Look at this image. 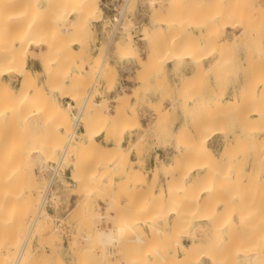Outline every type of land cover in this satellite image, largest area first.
Listing matches in <instances>:
<instances>
[{
  "label": "bare ground",
  "instance_id": "bare-ground-1",
  "mask_svg": "<svg viewBox=\"0 0 264 264\" xmlns=\"http://www.w3.org/2000/svg\"><path fill=\"white\" fill-rule=\"evenodd\" d=\"M21 1L22 0H0V76L2 77L3 87H5V90H6V92H5V90H3L4 92H3L2 98L3 97L6 98V99L3 98L4 99L3 102L6 101V103H7V109L0 112V123L2 124V122L6 121V120L14 119V116L17 113L21 112L27 106H28V108L25 109L24 111L30 110L29 107L31 106L30 113L32 112V114H29L30 116L36 115V114H43L42 116L45 115L47 118L50 119L49 120L50 123L54 122V123H52L53 125L56 123H57V125L62 124L61 123L62 121L65 122V125L66 124L68 125L67 122H69L72 119L74 120V123H73V121L72 122L70 121L71 123H73L74 126L71 125V123H70V125L73 126L74 128H73V130H72V127H71V129L68 128V131H69V129H70V131L66 132L67 133L66 134L67 141H65L66 140L65 139L64 140L65 143L62 142L61 146H63V147H60L61 153H60V155L58 154L59 156L57 155V159L53 158L55 156V154H54L55 149L54 148L57 145L59 146L61 144V141L59 142L60 144H58V143L54 144V141H56L55 140L56 138L58 139L59 137H61L60 135L57 136L58 134L56 133V132H59V131H57L59 129L56 130L55 125H54V129L50 128L53 125L52 126L50 125L49 128H48L49 125H46V127H45L43 124H45L47 119L45 120V122H43V124H40L41 128L40 127L37 128V129H39L38 131H41V130L45 131L44 129H46L47 131L49 129L54 130V131H52V133H50V130H49V132H47V134H44V136L57 134L55 137H51V139H48V137H46L47 139L46 138L43 139L42 136H41L42 138L33 139L36 141V144L34 142L35 145H33V147L31 146L32 152H34V155L38 159H40V161L42 163V165L40 166V171L49 162H57L58 166L60 165L61 168H63L62 167L63 164L66 163L65 162L66 155L69 154L68 152H71L73 150V148L76 147L75 148L76 151L73 150L75 153L74 160L72 162L74 164V168H73V170H74L73 175L74 176L71 174V180L73 183L77 182L78 184H80L79 183L80 181H81V183H84L82 180H86V179L81 178V175L84 174L83 177L85 178V175H87V180L89 181L87 183V180H86V182L84 184H89V183H92L93 185L97 184L98 182H96V181H98L99 178L101 177V175L98 174L99 169L97 168V166L102 167L103 169H104V167H106L108 165H113V167H115V168H119L120 166H123V169L125 170V166L122 164V162L119 158V156H120V154H122V152H123V154L121 156H123V158H124L125 157L124 155L126 154V158H127V159L124 158L127 161L126 165L128 166V168L126 169V174L130 170H131L130 172L133 173V170L135 168H133L131 166L132 163H131L130 156L128 155L129 153L127 154L124 151H121V148H123L124 145H122V144L121 145H115L113 147L109 146V148H107L108 146H105V148L108 152V154H107V152L105 153V155H106L105 156L103 154L104 152L102 150L101 151L98 150V149H103V146L99 142L98 135L103 134V137H107L108 135H105V131L110 130V129L111 130L113 129V131H115V132L118 131L117 133L119 134V132L122 131L119 129H123L124 126L126 127L125 124H124V126H121V124H123L125 122L124 119H126V120L128 119L129 114L127 116L124 113H122L121 111L125 112V109L123 108L124 106L125 107L126 106L131 107L133 105V103L136 102V100L138 98H140V96L142 94L139 95L137 93L136 89H131L130 92L124 91V92H121L120 94L118 93L119 95L116 96V99H115L116 103L113 104V109L115 108L116 112H120V113H116L117 115H119V118H120V116L122 117V115L126 116L125 118L122 117L123 120H121L122 118L117 119L118 118L117 116L115 118L114 116L116 114L109 112L108 114H109V116L110 115L111 116L106 117V119L107 118L108 119L103 121L101 118H102V116L104 117L105 114L103 115V114L97 113V114L102 115V116L100 117L98 115V117H96L97 115L96 116L93 115V121H94V118L96 119L93 124H95L96 126H99V124H102L100 126L107 125L108 129H106L104 132L99 131V130H98L99 132H94L95 129H93V125H92V123H91L92 121H91L89 123H91L90 126H92V127L89 126L90 128H88L87 123L85 126L88 128L87 131L85 132L86 139L85 140H83V139L78 140L77 139L80 137L82 138L81 133H84V131L77 132L76 127L79 124V122L83 120V117L86 113V110L88 109L87 106L89 104V96L91 95L92 92H90V94L88 93L89 95L88 96L86 95V97L84 99H82L83 101L81 104H79L78 106L76 105L75 100L79 99L76 91L78 90V88L81 87L82 81L87 77L91 68H89V66H90L89 64H88L89 66L84 64L85 63L84 61H86V57H84V58L80 57L79 58V55L82 52H84V50L82 51V48H80L81 49L80 52L81 51L82 52L77 55V50L79 48L75 45L79 43L78 40L81 37L79 36V38L77 37V39L75 37L77 36L76 33H78L80 28H81L82 21L80 18L84 17L85 19H82L83 21L92 22L93 20H95L97 18L99 20H101V18L104 16V15L102 16V13L105 11L103 10L102 6L99 4V0H33V2H32V0H28L27 3L25 2L26 5H25V7H23L24 9H21V7H19V5L22 6L20 4ZM30 1H31V3H28ZM130 1L131 0H126V3L124 4L123 8L120 9L121 12L119 14L114 15V18L112 19L114 21V26H115L114 31H118V32L120 31L121 33L127 32L129 27H127L123 24V17H125V12L128 8ZM179 1L180 0H148V4H149L151 9L154 10V9H157L159 6L162 7L161 12L159 11L160 13H157L156 10L154 11L158 15H160V16L162 15V16L161 17L159 16L160 22H155V20H154V21L150 22L149 25L145 24L146 26H144L142 28V31L140 32V37H139L140 39L146 38V40L149 44L148 60L149 61L152 60L151 62H153L154 59H157L155 57L158 56L157 54L160 51L163 53L162 48L164 45L161 46V49L159 48L160 47L159 45L163 42L165 37L169 36L170 41L168 40L169 38L166 41L170 42V44L165 45V47L168 46L167 47V49H168L167 54L169 53V55H170V56L168 55L170 57V59L167 62H171L173 64L174 73L176 75H178L177 76L178 80L180 79L179 83L178 82L174 83V84H176V86H179L180 84L182 85L184 82H182L181 80L185 79V81H186L187 79H189L190 76L194 75L195 72H197V73L202 72L203 73V70L205 72H208L211 69L213 71V69L216 68V66H217V68L221 69V72H223L222 70L226 69L229 66V62H230V64H232L231 61L227 62V59H226V62H223V58L224 57L226 58L225 55L227 54V50L229 49V47H231L233 45L236 46V43H238V41H239L236 38L240 37V35L243 32V30L242 31L239 30L236 33L234 32L235 35L238 36V37L234 36L235 38L232 37L233 35L231 36V39H230V36H228L229 38L227 37V35L230 31L229 28H234L237 24V23L234 24L235 20L238 19V17L236 16L237 19L236 18H235V20L233 19L234 22L231 20V16L229 15L230 10L227 6H225V7L228 9H225V7H224V9L226 11H224V9H223L222 12H221V10L219 11L220 7L212 8V10L214 9L215 12L213 11V13H212L213 15L210 16L211 18L209 20L204 18L205 15L202 16V14H200V17L201 16L203 17V18L201 17L202 18L201 20L196 18V20L193 19V21H192V19H191V22H193V24L187 25L188 21H186L187 19H185V17H184L185 15L181 11L183 9H181V7H180V9H179V7H176V9H175V6H176L175 4L178 3ZM198 1H200V0H198ZM41 2L47 4V6H37ZM193 2H194V0H193ZM197 3H199V2H197ZM232 7H230V9ZM182 8H184V7H182ZM235 8L233 7L231 10H233ZM197 9H199V7ZM216 9H218V11ZM236 9H239V10H237L239 15H240V13L243 12L242 8H236ZM236 9L234 11H236ZM97 10H99V14L96 15L97 18L94 17L95 18L94 19L93 16H95V15L93 13ZM158 10H159V8H158ZM199 10H202V11H200L202 13L206 11V9H205V11L203 9H201V7ZM212 10L208 9V14L207 13H205V14H207L208 16L211 15V14H209V12H212ZM187 12H188V8H187ZM72 13L78 14L77 15L78 18L76 16L70 18V15ZM180 13H182L184 16L181 15ZM192 13H193V11H192ZM226 13H227V15H226ZM190 14H191V12H190ZM79 15L80 16L82 15V17H80ZM189 15H187V13H186L187 17ZM228 15H229V17H228ZM159 17H157V18L155 17V18L158 19ZM181 17L182 18L184 17V19H185L184 22L187 24H185L182 20H180ZM190 17H188V19ZM194 17H195V15H194ZM161 19H162V21H161ZM177 20H180L181 23L183 22V25L185 24L184 26L182 25V29L186 32V34L184 32L185 35L183 37L181 36L182 38H180V36L178 34V33H180V30L179 29H178L179 31L177 30V28L179 26V24L177 23ZM197 20H199V21H197ZM239 20H242V19L240 18ZM104 21H105V19H104ZM108 21L111 22V20H109V16H108ZM129 21L131 23L134 22V21L132 22V20H129ZM196 22H198V24H196ZM19 23H20V25H19ZM48 23L51 24V26ZM60 23H64V24H66L64 26H68V28L67 29L65 28V29L67 31H69V35H70V31L71 32L73 31V33L76 34L74 36V39H76L77 41L74 42L73 44L70 43L71 44L70 45L66 39V42L68 43V47L70 48L69 52H72V53L76 52V53H74V55L77 56L75 60L73 58L74 62H71L70 63L71 65H66L67 63H69L68 58H67L68 55L66 56L67 62L65 59H64L65 61L61 60L62 54L64 56V52L62 49H61L62 50L61 58H57L56 56L55 57L51 56L50 51L52 52V50H51V46H49V45L48 46L50 48H48L46 50L47 51L49 50L48 54H50V55L47 54V51L44 52L43 48L38 47V50H40V52L37 50H36L37 51L36 52L32 49L33 45H37L35 42V39H37V38L41 39V37L45 35L44 33L46 32L45 30L47 28V27L44 28V26H46L45 24H47V26H49V27H51V29H53L52 24H53V26L55 25V28H56L58 24L61 25ZM181 23H180L179 28L181 27ZM240 23H241V21H240ZM126 24H127V22H126ZM16 25L18 27H16ZM132 25H134V24H132ZM175 25H177V26H175ZM236 27H242V26L240 25V26H236ZM236 27H235V29H237ZM257 27L259 29L257 30V28H256L257 31H256L255 36H254L255 37V43H254V47H253L254 50L253 51L250 50L251 52L254 53V54L252 53L253 55L251 57V60H252V67L254 66L253 69L254 68L256 69L255 70L256 72H253L255 75L252 74V77H254V76L257 77L255 81L254 80L250 81V79H248L250 82H247V81L243 80L244 78L242 76L243 75L242 73H244V72L242 70V66L244 64H242V65H240V67H241L240 70L237 71V76L235 78H233V81L231 82L232 83L231 90L224 89L225 91L221 90L219 92V90H215V87L212 88L213 86L211 87V85H210L209 89L212 88L213 91H211V92H213L215 94L210 92L212 95H209L207 97L208 94L206 93L207 95H204V96H206L205 98H199V96L193 97L195 99L199 98V101H198V99L192 100V97H191L192 102L190 103L187 101V98H188L187 96H185L186 99L183 101L179 100V98L177 96L172 98V99H168V101L169 100H172V101L171 102L169 101L170 103L168 102L167 104L164 105L163 111L165 110V112L167 111L170 115L172 114L175 117V118L173 117V119L178 120L179 117L181 116V120H182L181 124L178 127V131H177L178 133H176V139L171 141V142H166V144H164V145H166L165 148L168 149V151L170 152L169 154L171 155V159L168 161L167 160L164 161L163 159H161L162 157L160 158L159 155L156 156V158H157L156 164H154L150 169H145L146 173H142V172L140 173V170H137L138 168H136V172L137 171L138 172H137V174L135 172L134 173L138 176L140 175L141 176V177L139 176L140 178H142V176H145V178L143 177V181L138 184V188H134L133 186H131V190L129 193H131V191H132L131 195L133 194V197H134V196H136V195L138 196L140 194V193L134 194L136 192V190H137V192H138V190L143 191L144 194L141 192L142 196L144 195L143 202L139 203L138 205L136 204L137 207L134 206L135 210L130 208V203H128V205H129L128 207L131 210H134L133 214L131 213V210L129 209L127 213L124 212L125 213L124 216L121 213L123 218L118 220L119 217H117V219H116L118 221L117 224H114L113 226L111 225L107 229H100L98 231V234L96 236L98 237L97 240L100 241L101 244L100 243L99 244L102 247H105L108 245H110V246L119 245L120 246V244L122 246V244H126V243L128 244L129 243V246H128L129 249L127 247H125V245H123L126 248V251L131 250L130 247L133 248V250L131 252L135 253V255H137V256H135L133 254H132V256H134L136 258L138 256L139 257L142 256L141 258L142 259L144 258V260H143L144 264H190L191 262H195V256L194 255L196 253L198 254V252L206 253L204 255L210 260V262L212 264H237V261L240 259L245 260L248 264H264V226L255 224L256 222L260 223L262 219H260V221H259V220L255 219V217H254V215L256 216V218L258 216L257 215L258 213L256 211L258 209V206H257L258 202L257 201L259 199H257V200L255 199V201L257 202V205H256V202L254 201V199L251 201V202L254 201L255 203L253 202V205H256L253 207V209L257 208L255 211L256 213L254 212L255 214L252 212L254 210L251 211L252 208L250 206L248 208V205H247V208L250 211L248 213L254 214L253 216L252 215L250 216L247 213H245V211H246L245 209H247L245 206H244V208H241V206L240 207L237 206L238 204L236 205V207H234V208L232 207L231 210H230V208H229V210H225L224 208H226V206H227L225 204L226 200L227 199L230 200V198H231V197L228 198L229 193H231V191H229L230 185L227 186V184H226L227 182L230 181V178H228L230 176V175L228 176L229 168L227 170L228 172H226L224 170V168L220 169V170H222V171L224 170L226 172L225 174L222 175L221 174L222 171H220L221 175L218 174V175H220L218 178H220L221 180H222L221 176L224 177L223 178L224 180L221 181L222 183H220V180L216 177L215 173L210 174L208 172L210 174V176L208 175L209 177L207 178V174H206L207 168L209 169V167L216 166V164H218V163L220 165H222V162H224L223 160L227 156L226 153L230 152L231 149L227 150V148H229V145L231 144L230 143V140H231L230 134L227 131V129L224 128V126L219 127V126H216V124L214 126L213 123L210 124L212 126V128L208 129L209 132L207 134H204L205 132L202 133V131H205L204 127L201 129L202 124L211 122V120H209L211 117H213V118H211L212 120L216 117L214 119L215 120L214 123H216V119L217 118L219 119L218 115L220 113L221 114L224 113L223 117H225V119H226L229 116L227 114V112H228L227 108L230 107V106H227V103L229 101L231 102L232 105L236 104V107L238 106V108L240 109V111L239 110H237V111L240 112V117L242 118L243 122L238 124V125L235 124L236 130L235 129L234 130H235L237 142L239 141V143L236 142L237 144H234L232 147H233L234 151H235V149H234L235 145L237 146V147L235 146L236 149H238V146H239V149L241 148L240 149L241 154H240L239 158H241L242 162L245 161V163L241 169V175H240V177L239 176L238 177L240 178V183H244V182L246 184L249 183V185H250L249 188L252 191L250 190V192H249V190H248V195L254 194V196H252V197L256 198L257 196H255V195L258 192L261 193L262 190L264 191V127L263 126H262L263 128L261 127L263 130H261L259 133H258L257 129L255 128L257 126V128L260 129V127H258L259 126L258 123L261 124V122L264 121V95L262 93H261V95H255V93H256L255 90L257 89V85L264 82V76H262V75H264L263 74L264 73V70H263L264 69V44H263L264 41H263L262 35H261L262 32L260 33V31H259L262 29V27L258 26V25H257ZM260 27H261V29H260ZM194 28L198 29V30H199V28L200 29L205 28V30H202V32H200V31L198 33L195 32V35L197 36L196 41L193 40V39H195L196 36L192 35V36H194V38H193V37H191V33H190L191 32L190 30H193ZM173 29H175L174 31L177 30L178 33H174V31H172ZM242 29H245V28H242ZM61 30H59V31H61ZM66 30H65V32H66ZM54 31H56V30H54ZM232 32L233 31L231 29L230 35L232 34ZM247 32L249 33V31H247ZM49 33H52V32H49ZM49 33H47V34H49ZM61 33L63 34V31H61ZM181 33H183V32H181ZM199 33H200V38H199ZM246 33L244 34L243 37L246 36ZM52 34H54V33H52ZM112 34H114V32ZM192 34H194V33H192ZM63 35H65V33ZM71 36H73V35H71ZM45 37H47V39H48V36H45ZM56 37H57V35L54 36V39ZM110 38L113 39V37H110ZM245 38H247V37H245ZM50 39L51 38L49 37V40ZM71 39H73V38L71 37ZM71 39H70V41H71ZM39 41H38V44H39ZM132 41H133V36H131V34H127L126 42H123L124 45L122 42H121L122 44L121 43L118 44L120 41L117 39L118 43L117 42L116 43L118 44V46L121 45V47H120L121 49H119V51H120L119 52V58L134 59L133 54L136 52L135 50L137 47L133 44ZM166 41H164V42L168 43ZM82 42H81V44H82ZM46 44H47V42H46ZM53 44H54V42L51 43L50 45H53ZM60 45L65 48L64 45H62V44H60ZM205 45L207 47H209L206 50H205V47H206ZM68 47L66 46L67 49H68ZM177 47L182 48V49L178 50ZM107 48H108V46H107ZM231 49H230V53L232 52ZM64 50H66V49H64ZM53 51H55L54 48H53ZM55 52L57 53V51H55ZM72 55H70V56L72 57ZM74 55H73V57H75ZM168 56H167V58H168ZM30 57H36L39 60L40 65H41V70L39 69L40 71L33 70L32 68H30L28 66V59ZM58 57H60V56H58ZM101 57H102L101 55L100 56L94 55L92 57V62L96 63V65H94V67L92 66V69L95 73L94 75H96L97 78H101V77L106 76L105 75L106 73L104 72V65H105V63H107L106 62L107 56H104L103 58H101ZM164 57L166 59V56H164ZM209 57H211L212 60L210 62L205 61ZM162 58H163V56H162ZM143 59H142V62L140 63V59L139 58L137 59V55H136V59H134V60L138 64V69H139V66H141V65L145 66V63H144L145 60H143ZM161 60L158 59V61H161ZM247 60H249V59L247 58ZM251 60H249V62ZM240 61H241V59H240ZM156 62H157V60H156ZM246 62L248 63V61H246ZM159 63H157V64H159ZM81 64L82 65L84 64V65L82 66V68L80 70H77L76 66H78V65L81 66ZM110 64H113V63L111 62ZM152 65L153 64H151V66ZM154 65H155V63H154ZM245 66H246V64H245ZM113 67H111V68L113 69ZM252 67H250V68H252ZM142 69L144 70L145 67ZM114 70L116 71L117 69L114 68ZM188 70H189L190 74H188ZM218 70L219 69H217L215 75L217 74ZM262 70H263V72H262ZM109 71H110V69H109ZM115 71L113 72L114 75H116V73H117V72L115 73ZM214 71H215V69H214ZM228 71H229V69H228ZM142 73L144 74V71H142ZM90 74H91V72H90ZM222 74H224V73H222ZM44 75H46V77L41 78ZM248 77L251 78V76H249V75H248ZM214 78H216V76ZM66 79H68V80L70 79L71 82L68 83ZM218 79H220V78H218ZM17 81H18V86L16 87ZM87 85H89V84H87ZM150 85L151 84H149V86ZM181 85L179 86L180 88H181ZM0 86H1V83H0ZM184 86L186 87V85H183V89L185 90ZM44 88H48L49 92H46L47 90L42 91ZM90 88H92V87L90 86ZM217 88H218V85H217ZM66 89L67 90L71 89V90L75 91L76 93L71 91V90L70 91L68 90L70 93L73 92V94L71 93L70 95H66V98L68 97V100L65 103H61L59 100H57L56 102H54L55 100L53 102H51L52 97H53L52 96L53 92H60V91L66 92L67 91ZM149 89H151V88L149 87ZM91 90H93V89H91ZM179 90L181 91V89H178V90L175 89L176 92H174V93L179 92ZM214 90L218 91L219 93L215 92ZM206 91L209 93L208 90H206ZM64 92H62V93L64 94ZM153 92H155V91H153ZM4 93H6V94L4 95ZM162 95H164V93ZM173 95H175V94H173ZM200 95H202V94H200ZM160 96H161V94H160ZM189 96H190V94H189ZM168 98H170V97H168ZM131 99H135V101L131 102ZM147 99H149V98H147ZM1 101H2V99L0 100V102ZM93 101L90 100L91 104H94V102H95L94 106L103 105V104H101V100L94 101V102ZM247 104H249L251 106V108L248 106V108H249L248 111H246L248 108H246V110L244 109V107L247 106ZM38 105L41 107H39ZM159 105H160V103L158 104V107L162 106V104L160 106ZM34 106L35 107L38 106V107L33 109ZM103 106H105V105H103ZM155 106H157V105H155ZM0 107H2V106H0ZM75 107L77 109L76 112L73 111V109ZM100 107H99V109H100L99 112L102 111ZM106 109L107 108L105 106V110ZM88 111H91V109ZM97 111H98V109H97ZM97 111H95V112H97ZM129 111L132 112L131 110H129ZM27 113H28V111H27ZM160 113H162V111H160ZM22 114H23V111L21 112V117L23 118L25 116V114H23L24 116ZM120 114H122V115H120ZM214 115H215V117H214ZM18 116H20V115H18ZM45 116H44V118H45ZM106 116H108V115H106ZM16 117H17V115H16ZM130 117H133V116L131 115ZM171 117H169V118L171 119ZM136 118H134V119L136 120ZM138 118L140 120V117H138ZM207 118H209V119H207ZM88 119H89V117H88ZM157 119H158V117H157ZM163 119H160V120H163ZM220 119H222V117H220ZM236 119H238V118H236ZM57 120L59 123L57 122ZM60 120H62V121L60 122ZM155 120H156V117H155ZM205 120H206V122H204ZM207 120H209V121L207 122ZM20 122L21 121L19 120V122H18L19 125H20ZM84 122H85V119H84ZM127 122H129V121H127ZM154 122H156V121H154ZM227 122L226 121L224 122L227 125V126L225 125V127H228ZM221 123H222V121L220 122V124ZM27 124H24V126L26 127ZM37 124H38V122H37ZM130 124H131V122H130ZM5 125H4V127H2L3 125L0 126V128H5ZM32 125H35V123L34 124L32 123ZM100 126H99V128H101ZM128 126H130V125H128ZM7 127H11V126H9V124H8ZM251 128H254V130L253 129L251 130ZM8 129H10V128H8ZM8 129H7V132H9ZM15 129H14V132H16ZM17 129L20 132L19 129H21V128H17ZM35 130H36V128H35ZM66 130H67V126H66ZM139 130H141V129H139ZM170 130H169V132H170ZM22 131L23 130H21V132H20L21 134L20 133L19 134L24 138L25 136H23V135H25L26 133L23 134L24 131H23V133H22ZM43 131H41V132H43ZM2 132H6L5 129L2 130ZM63 132H65V129L63 130ZM115 132H113L114 135L112 137L119 136ZM36 133H38V132H36ZM48 133H50V134H48ZM110 133L113 134L112 132H110ZM121 133H123V132H121ZM1 134H3V133H1ZM19 134H17L18 136H16V137H18V140L21 137V136L19 137ZM28 134H29V130H28ZM59 134H61V133H59ZM107 134H109V133H107ZM145 134H147L145 132V129H142V132H140L139 136H137L138 140L137 141L133 140L134 142L132 141V143L129 145L130 147L128 146V149L136 146L137 145L136 143H138V141L142 137L144 138V136H146ZM174 134L175 133H172V135H171V136H173V138H175ZM216 134H220L222 136L221 140L223 142L222 147L218 152H216L214 147H212L209 144L210 138H212ZM4 135H6V134H3V137L5 138ZM27 136L28 135H26V137ZM16 137H15V140L17 139ZM22 137L20 140H23ZM29 137H30V135H29ZM108 138H110V137H108ZM45 139L48 141H45ZM198 139H201V141L198 143L197 142L195 143V140H198ZM15 140L13 138H5L4 143H1L3 141L0 139V147L4 148L3 151L0 149L1 150L0 151V264H11V262H12V264H21V262L23 261V258L26 254L27 249H28L27 246L29 245V237L27 236L28 238L25 237L26 239L22 240L16 236L18 232H21L23 230L25 231L24 225H22L21 221H18L17 218H18L19 214L21 215V212L23 213L22 208L29 205V203L31 204V197L34 195L39 196L36 192H34V190L37 191V189H33L29 186L28 179L30 178V176L25 173V164H26L25 158L27 157L26 155H25V157L23 156V152L26 148L25 144L24 143H22V144L15 143L14 142ZM58 140H60V139H58ZM61 140L63 141V139H61ZM74 140H75V144H74L73 148H71V145H72L71 143ZM99 144H100V146H102L101 148H98ZM238 144H240V145H238ZM30 145H31V143H30ZM17 147L18 148L23 147L24 148V150H22L23 152L21 151V153H20V149H18ZM230 147H231V145H230ZM77 148H79V149L77 150ZM247 148L250 149L248 152H247ZM16 149H17V152H16ZM27 149H29V148H27ZM233 150L231 151V153H233ZM25 154L28 155L27 150H26ZM112 156H116V157L113 158ZM234 157H236V156H234ZM111 158H113V162H110ZM227 158L230 159L229 154H228ZM17 159H18V161H17ZM228 159H225V160L227 161ZM138 160H140V158ZM140 162L144 163V161H141V160L139 161V163ZM228 162H230V161H227V163ZM242 162H241V165H242ZM142 166L143 165H141V168H142ZM228 166H229V164H228ZM235 167H236V165H235ZM102 168H100V169H102ZM107 169L110 170L111 168L107 167ZM210 169L208 171H210ZM226 169H227V167H226ZM103 171H106V168ZM217 171H219V169ZM204 173L206 175H204ZM234 175L236 176V171H235ZM201 176H206L205 180H203L204 178L201 179ZM214 177H216L217 179ZM106 178L108 180H110L112 177L110 178V176H107ZM162 178L166 179L165 184H162L160 182V180ZM235 178L237 179V176ZM227 179H229V180H227ZM223 181H225V182H223ZM234 181L235 180L233 178L232 182L234 183ZM115 182H116V180H115ZM101 184H102V182H101ZM103 184L105 185L107 183L105 182ZM103 184H102V186H104ZM116 184H118V183H116ZM219 184H221L223 186L226 185V186H224L222 189H219L221 187ZM235 184H231V185L235 186ZM43 185H44V183H43ZM93 185H90L89 189L88 188L85 189V187H84V191L87 190V193H88V191H90V188H93L92 187ZM107 185H109V184H107ZM218 185L220 187H218ZM44 186H46V185H44ZM156 186H158L157 189H155ZM238 186L241 189L242 185L238 184ZM78 188H79V186H78ZM120 188H121V186H120ZM123 188H125V187H123ZM123 188L120 191H126L127 190V189L123 190ZM232 188H234V187H232ZM232 188H231V190H232ZM235 189H233V190H235ZM245 189H247V188L245 187ZM40 190H42V189H40ZM108 190H110V189L108 188ZM103 191L106 192V190H103ZM241 191H239V193ZM236 192L237 191H235V193ZM85 193L86 192H84V194ZM100 193H101V191H100ZM122 193L129 194L128 191L122 192ZM235 193H234V195H238ZM246 193H247V191L244 192V195H246ZM40 194H41V192H40ZM91 194H92V191H91ZM219 194L223 195V197H224V198H222V201H224V199L226 198L224 201L225 203L223 202V204L221 205V207L224 205H225V207L224 208L222 207L223 209L221 208L222 210L218 214L215 213V214H217L215 216L212 213L210 214V212H211V210H210V212L208 214L212 215V217L208 216L205 218H201L202 220H204L203 224L201 226V233L198 234L197 232H195V231L193 232V230H192L193 233H191V235H189L190 242L188 244H186L183 241L180 242L179 240H177V237H175L176 240H174L173 242L177 243V245L179 247H181L182 253L179 255L172 254L171 250H170V246H168V244H166L167 243V241H166L167 240V238H166L167 234L165 236L166 231L164 230L167 227V219L168 218L166 219L167 216H165V214H164L168 211L167 209H169V210L174 209V211H172L171 213L173 214L174 217H176V219L180 220L181 213H183V211H182L183 203L186 204L188 202V204H189V202H190L193 204V205L191 204L192 206L196 205L195 210L198 209V211L199 210L201 211L202 207L209 204L208 202H206L204 200H207L210 202V200L214 199V197L215 196L217 197ZM241 194H243V193H240L239 196H241ZM106 195H108V194H106ZM244 195H243V197H244ZM261 195H263V194H260L258 196H261ZM40 196L42 197L43 194H41ZM127 196H129V195H127ZM41 197H40V199H41ZM263 197L264 196L261 197V200ZM113 199H116V198H113ZM201 199H202V201H204L203 204H205V203H207V204L203 205L201 203L202 202ZM245 199H248V198H246V197H244L243 199L241 198L242 203H243V200H245ZM133 200H137V198L133 199ZM220 200H221V198H220ZM233 200L236 201V199H234V198H233ZM241 200H240V202H241ZM249 200H250V197H249ZM43 201H44V199H41V203L39 202L40 208L38 207L39 208L37 211L38 213H37L36 217L34 216L35 218L32 220L31 224L29 225V230H28L29 236L32 235L31 234L32 232L34 233L33 230H35V228H36V225L38 223L40 215L44 212ZM199 202L202 204L201 207L200 206L197 207L199 205L198 204ZM240 202L237 201L236 203H240ZM117 203L118 202H116V204ZM123 203H125V201L122 202V206H123ZM245 203H246V201H245ZM245 203H244V205H245ZM262 203H263V201H262ZM250 204H252V203H250ZM259 205H261V204H259ZM262 205H264V203ZM242 207H243V205H242ZM190 209H192V207H190ZM219 209L217 208L218 211H219ZM261 209H263V207L260 208V210ZM217 210L215 207V210L213 209L212 211L215 212ZM260 210L258 212L261 213L260 216H262L263 213ZM207 212H208V210H207ZM186 213H187V211H186ZM199 213L200 212H198V215H199ZM201 213H203V212L201 211ZM182 215H184V213ZM190 215H192V214L190 213ZM145 216H147V219L144 218ZM204 216H206V215L204 214ZM186 218H187V216H186ZM258 218H261V217H258ZM174 219L175 218H173V220ZM192 219H195V218H192ZM179 220H174V221L179 222ZM184 220H185V217H184ZM190 220L191 219H189V221ZM252 220L254 221V223ZM197 221H199V218ZM178 222H176V225L178 224ZM199 222H198V224H199ZM181 223H183L182 220H181V222H179V224H181ZM187 223H189V222H187ZM262 223L264 224V221L261 222L260 224H262ZM168 224H170V223H168ZM193 224L195 225V224H197V222L193 221ZM178 228L181 229L180 225ZM186 230L187 229H185V231ZM176 231H179V230H176ZM149 233L153 234V236H154V234H157V233H158V235L162 234V236H161L162 238L160 240H156V242L150 247L147 245V243L149 241ZM158 235H156L157 239L160 238V237L158 238ZM89 238H90V235H89ZM164 241L166 243H164ZM171 241H172V239H171ZM20 244H21V246H19ZM18 246H19V248L21 247L20 249H18V252L19 251L20 252H19V254L17 253L18 255H15L16 258L15 257L13 258V252L16 250V247H18ZM171 246H173V245L171 244ZM134 248H136V249L138 248V249L142 250L141 254L139 253L140 251L134 252V250H136ZM116 250H117V248L115 247V251ZM124 251H125V249H124ZM131 252H129V253L131 254ZM109 253H110V255H112L113 251H110ZM130 254H129V256H130ZM197 254H196V256H197ZM199 257H201V256L199 255ZM115 259L118 260L120 258L118 257ZM10 260H11V262H10ZM129 260L131 261V259H129ZM113 262H114V264H116L115 262H117V261H113ZM119 262H117V263H119ZM138 263H136V264H138ZM120 264H121V262H120ZM128 264H129V262H128Z\"/></svg>",
  "mask_w": 264,
  "mask_h": 264
},
{
  "label": "rangeland",
  "instance_id": "rangeland-1",
  "mask_svg": "<svg viewBox=\"0 0 264 264\" xmlns=\"http://www.w3.org/2000/svg\"><path fill=\"white\" fill-rule=\"evenodd\" d=\"M27 1L28 0H22L21 3H20L22 6L19 5V7H21V9H24L23 7H25ZM32 2H33V0H32ZM197 2H199V3H197ZM28 3H31V1L28 2ZM125 3H126V0H99V4L102 6L103 10L105 11V12L102 13V16L103 15L104 16L101 18V20H99L97 18V16H96V15L99 14V10H97V11H95L93 13L95 15V16H93V18L95 17L97 19L94 18L95 20H93L92 22L83 21L82 19H85V18L84 17L83 18H80V17H82V15L81 16L79 15L80 16L79 18L81 19L82 23H81V28H80L79 32L76 33L77 36L75 38L77 39V37L79 38V36L81 38H79V40H78L79 43L76 44L75 46H77L79 48L77 50V55L80 54L84 50V52H82L79 55V58L80 57H82V58L86 57V61H84L85 62L84 64L87 65V66L90 65L89 68H91V70H90L91 74L89 72V74L87 75V77L83 80L84 82L82 81L81 87L78 88V90L76 91L77 94H78V97H79L78 100H75L76 105L78 106L79 104H81L82 101H83L82 99H84L86 97V95L88 96L90 94V92H92L91 93L92 96L91 95L89 96V104L87 106L88 109L86 108L87 110H86V113H85V115L83 117V120L80 121L79 124L76 127L77 128V132L84 131V133H81L82 138L80 137V138H77V139L78 140H81V139L85 140L86 139L85 132L87 131L88 128L92 127V126H90L91 123L93 125V129L96 130V131L94 130V132H99V131L104 132L106 129H108L107 128V125L100 126L102 124H99V126L101 127V128H99V126H96L95 124H93L94 121L96 120L94 118V121H93V115L94 116L97 115L96 117H98L99 114H103V115L105 114L104 117L102 115H99L100 117L102 116L101 119L104 121V120H107L108 119V118L106 119V117H110L111 116V115L109 116V114H108L109 112H111L113 114L120 113V112H116L115 108L113 109V104L116 103V100H115L116 99V96H118L121 92H124V91L130 92L131 89H136L137 90V93L139 95L142 94L140 96V98H138L136 100V102H134L135 99H131V102L132 101L134 102L133 105L131 107L130 106H126V107L124 106L123 108L125 109V112L124 111H121L122 113H124L127 116L129 114L128 119L127 120L124 119L125 122L123 124H121V126H124V124H125L126 127L124 126L125 128L123 127V129H119V130H122V131L119 132V134L117 133L118 131L115 132V131H113V129L112 130L110 129L111 131L110 130L105 131V135H108V136L107 137H102V136L98 137L100 144L103 146V149H98V150H100V151L102 150L104 152V153L103 152L102 153L105 155V153L107 152L105 146H108L107 148H109V146L110 147H113L115 145H121V144L124 145L123 143H124V140H125V136L126 137H129V141H128L127 146L124 145V147L121 148V151H124L127 154L129 153L128 155L130 156V153L133 150H135L136 151V154L140 158V160L141 161H144V163H142V162L139 163L140 160L137 161V164L139 166L137 170H140V173L141 172L142 173H146V170L145 169H150L153 165H147L146 164V167H144L145 159H149V158H152L153 157V151L155 150V148H162V146L165 148L166 145H164V144H166V142H171V141L175 140L176 139V133H178L177 132L178 131V128H177V125H176L177 119H173L174 116L172 114L170 115L167 111L166 112H165V110L163 111L164 105L167 104L169 101L170 102L172 101V100H169L168 101V99H172V98H174V97L177 96L179 98V100H182L183 101V100L186 99L185 96H187L188 97L187 98V101L191 103L193 99L194 100L198 99V101H199V98H205L206 97L204 95H207L208 94L207 97L209 95H212L211 93H213V92H211V91H213L212 88H214V87H215V90H219V92L221 90H224V89L231 90V85H232L231 82L233 81V78H235L237 76V71L240 70V68H241L240 65H242V64H244L242 66V70L244 72V73H242L243 74L242 76L244 78L243 80L244 81H247V82H250V81H253V80L255 81L256 80V78H257L256 76L252 77V74L255 75L253 72H256L255 71L256 69L255 68L253 69L254 66L252 67L251 57H252V55L254 53L251 52V51L254 50V48H253L254 47V43H255V37L254 36H255L256 31L259 29L257 27V25L262 27V29L260 27V29L262 31L261 30H259V31H260V33L262 32L261 35H262V39L264 41V5H263L264 4V0H200V1L194 0V2H193V0H190V1L189 0H186V1L185 0H180L178 3L175 4L176 5L175 6V9H176V7H179V9L181 7V9H183L181 11H182V13H184L185 16L182 13H180V14L183 15L185 17V19H187L186 21H188V24L184 22L185 21L184 17L183 18L181 17L180 20H182L187 25H192L193 24V22H191V19H192V21H193V19L196 20V18L201 20L203 18L202 17L203 15H205L204 18H206V19L209 20L211 18L210 16L213 15L212 13L214 11V9L212 10V8H218V7H220L219 8V11L221 10V12H222V10L224 9V7L227 6L229 8V10H230L229 15L231 16V20L234 22L236 16L238 17V19L236 18L237 20H235V23L234 24L237 23L236 26H240V25L242 26V27H236L235 26L237 29H235V27L234 28H229V30L231 31V29H232L233 32L230 35V31H229L227 37L230 36V39H231V36L232 35H233L232 36L233 38L238 37V36L235 35V33L238 32L239 30H241V31L243 30V32L240 35V37L236 38V39L239 40L238 43H236V46L233 45V46L229 47V49H228L229 51L227 50V54L228 55L225 53L226 54L225 55L226 58L225 57L223 58V62H226V59H227V62L228 61H231L232 64H230V62H229V66L226 69H223L222 70L223 72H221V69L220 68H217V66H216V68L220 70V71L218 70V72H217L216 75H215V73L217 71L216 68H214L215 71H214V69H213V71L211 69L208 72H205L203 70V73L202 72L201 73L200 72L199 73L195 72V74L192 75V76H190L189 79L186 78L187 79L186 81H185V79H182L181 80L182 82H184L182 85L180 84L181 85V88L179 87L180 85L179 86H176V84H174L175 82H178L179 83L180 79L178 80V77H177L178 75L174 74V70L171 69V66L169 65V62H167L170 59V57H169L170 55H169V53L167 54V51H168L167 47L168 46L165 47V45L166 44L167 45L170 44V42L166 41L169 38V36L165 37V39L162 42L163 44L161 43L159 45L160 46L159 47L160 49H161V46L164 45L163 48H162L163 49V53L160 51L157 54L158 56L155 57L157 59H154L153 62H151L152 60L151 61L148 60V57H149V55H148L149 44H148L146 38H143V39H140L139 38L140 37V32L142 31V28L144 26L149 25L150 22H152L154 20H155V22H160V17L162 15L160 16L157 13H160L161 12L162 7L159 6L158 7L159 10H158V8L153 10V9L150 8V6L148 4V0H131L129 2L128 8H127V10L125 12V17H123V24L125 26L129 27L128 30H127L128 33L127 32L126 33H121L120 31H119L120 32L119 33L118 31H114L115 26H114V21L112 19H113V17H114L115 14H119L121 12L120 9L123 8V6H124ZM37 6H47V4L41 2ZM232 6L234 8L235 7L236 8H242V11L243 12L241 11L242 13H240V15H239V13L237 12V10H239V9H236L235 8L236 11H234L235 9L231 10L233 8ZM182 7H184V8H182ZM198 7H199V9L201 7V9H203L204 11L206 9V11L202 13V12H200L202 10L197 9ZM230 7H232V8L230 9ZM187 8H188V12L189 13L187 12ZM228 8L225 7V9H228ZM208 9L212 10V12H209V14H211L209 16L207 15L208 14ZM225 9H224V11H226ZM155 10H156L157 13L154 12ZM216 10L218 11V9H216ZM192 11H193V13H192ZM190 12H191V14H190ZM186 13H187V15L190 14L188 16V17L191 16L189 19L186 16ZM205 13H207V14H205ZM200 14H202V16H201L202 18L200 17ZM77 15L78 14L72 13L70 15V18L71 17H74V16H76L78 18ZM194 15H195V17H194ZM226 15H227V13H226ZM229 15H228V17H229ZM108 16H109V20H111V22L108 21ZM155 17L156 18L159 17L158 18L159 20L156 19ZM103 18L105 19V21H104ZM240 18L242 20H239ZM128 19L129 20H132V22L133 21L134 22L131 23ZM180 20H177V23L179 24V26H180V23H181ZM161 21H162V19H161ZM197 21H199V20H197ZM240 21H241V23H240ZM126 22H127V24H126ZM183 22L181 23V27L179 28V26H178V28H177V30L178 29L180 30V33H178L179 30L178 31L176 30L177 32L174 31L175 29L172 30V31H174V33H178L179 36H180V38H182L186 34V32L182 29ZM60 24L61 25H59V24L57 25L56 24L57 25L56 28H55V25L53 26V24H52V28L53 29H51V27H49V26H47V24H45L46 26H44V28L47 27L45 31L47 33L52 32L54 34H52V33L47 34L45 32L44 33L45 35L42 36L41 39H39V38L35 39V42H36L37 45H34V46L43 48V51L44 52H46L47 51L46 49L50 48L49 46H51V50H52L53 53L50 51V54H51V56H53V57L56 56L57 58H61V54H62V50H63L64 56L62 54L61 60L62 61H65L66 60V62H67V58H68V62L69 63H67L66 65H71L70 63L71 62H74V60L76 59L77 56L74 55V53H76V52H74V53L69 52L70 51L69 50L70 48L68 47V43L67 42H69V44L70 43L73 44L74 42H76L77 40L74 39V36L76 34L73 33V31L72 32L70 31V35H69V31L66 30L68 28V26H64V25H66L64 23H60ZM132 24H134V25H132ZM196 24H198V22H196ZM19 25H20V23H19ZM49 25L51 26V24H49ZM177 25H175V26H177ZM16 27H18V26L16 25ZM63 28L64 29L66 28L65 29L66 32H65V30ZM242 28H245V29H242ZM256 28H257V30H256ZM54 30H56V31H54ZM59 30L63 31V34L65 33V35H63L61 33V31H59ZM202 30H205V28H202V29L199 28V30L194 28L193 30H190L191 31L190 32L191 33V37L194 38V36H196L195 35V32H197V33L199 31L202 32ZM247 31H249V33ZM113 32H114V34H112ZM181 32H183V33H181ZM184 32H185V34H184ZM192 33H194V34H192ZM245 33H246V36L245 37H247V38L243 37ZM127 34H131V36H133V41L132 42L137 47V48L135 47L136 48V50H135L136 52L133 54V58L136 59V55H137V59L138 58L140 59V63L142 62V59L143 58H144L143 60H145L144 61L145 66L144 65H141V66H139V69H138V64L135 62L134 59H125V58L123 59V58H119V52H120L119 49H121L120 48L121 45L118 46V44H120L121 42L122 43L123 42H126V36H127ZM56 35H57V37L54 39V36H56ZM71 35H73V36H71ZM192 35H194V36H192ZM45 36H48V39ZM49 37L51 38L50 40H49ZM71 37L73 39H71ZM110 37H113V39H111ZM196 38H197V36L193 40L196 41L197 40ZM199 38H200V33H199ZM66 39H67V42H66ZM70 39H71V41H70ZM117 39L120 41L119 43L117 42ZM168 40L170 41V38ZM38 41H39V44H38ZM52 41L54 42V44L53 45H50L51 43H53ZM164 41H166L168 43H165ZM46 42H47V44H46ZM81 42H82V44H81ZM59 43L62 44V45H64L65 48L63 46H61ZM123 45H124V43H123ZM66 46L68 47V49L66 48ZM107 46H108V48H107ZM53 48H54L55 51H57V53L55 51H53ZM80 48H82V51L81 52H80V50H81ZM208 48L209 47L206 46L205 47V50L208 49ZM64 49H66V50H64ZM181 49L182 48H178V50H181ZM230 49L232 51L231 53H230ZM48 51H47V54L49 53ZM39 52H40V50H39ZM50 54H48V55H50ZM72 54L75 57H73ZM70 55H72V57ZM94 55H99V56L101 55L102 56L101 58H103L104 56H107V61H106L107 63H105V65H104V72L106 73V74L105 73L104 74L106 76L101 77V78H97L96 75H94L95 73H94V71L92 69V66L94 67V65H96V63L92 62V57ZM58 56H60V57H58ZM66 56H67V58H66ZM162 56H163V58H162ZM164 56H166V59H165ZM167 56H168V58H167ZM73 58H74V60H73ZM247 58L249 60H251V61L249 62V60H247ZM158 59L159 60L162 59V60L161 61H158ZM240 59H241V61H240ZM156 60H157V62H156ZM211 60H212V58L209 57L205 61L210 62ZM110 61L113 64H110L111 63ZM246 61H248V63ZM133 62H135V65H132ZM154 63H155V65H154ZM157 63H159V64H157ZM151 64H153V65L151 66ZM245 64H246V66H245ZM83 65L81 64V66L80 65L76 66L77 70H80ZM131 66H132V68H130ZM111 67H113V69ZM144 67H145V69L143 70L142 68H144ZM250 67H252V68H250ZM114 68H116L117 70L115 71ZM109 69H110L111 72L109 71ZM123 69L128 70L126 72V74H123ZM228 69H229V71H228ZM263 70H262V72H263ZM114 71H115V73L117 72L116 75L113 74ZM142 71H144V74L142 73ZM222 73H224V74H222ZM247 74L249 76H251L252 79L250 77H248ZM213 76L214 77L216 76V78H214ZM262 76H264V75H262ZM44 77H46V75L42 76L41 78H44ZM218 78H220V79H218ZM248 79H250V81ZM66 80H67L68 83L71 82L70 79L69 80L66 79ZM0 83H1V86H0V90H1L0 91V95H1L0 96V100L2 99V101H1L2 103L0 102V106H2V107L4 106L3 108L0 107V112H1L3 110L7 109V103H6V101L3 102V100L6 99V98L5 97H3L4 99L2 98V95H3V92H4L3 90H5V87H3L2 77L1 76H0ZM263 83L257 85V89L255 90L256 91L255 95H261V93L264 95V93H263L264 92V84ZM87 84H89V85H87ZM149 84H151V85L149 86ZM183 85H186V87L184 86L185 90L183 89ZM210 85H211V87L212 86L213 87L209 89ZM217 85H218V88H217ZM17 86H18V81L16 82V87ZM90 86L92 88H90ZM149 87L151 89H149ZM91 89H93V90H91ZM175 89H177V90L178 89H181V91L179 90V92L174 93V92H176ZM45 90H47L46 92H49V89L48 88H44L42 91H45ZM68 90L70 91L71 89H68ZM206 90H208L209 93ZM67 91L66 92L60 91L61 93L60 92H53V94H52L53 97H52V101L51 102H53L54 100H55L54 102H56L57 100H59L61 103H65L66 100H68V97L66 98V95H70L71 93L73 94V92H75L73 90H71V91H73L71 93L69 91L68 92ZM142 91L144 93L145 92L146 93L144 94ZM153 91H155V92H153ZM5 92H6V90H5ZM62 92H64V94ZM215 92L219 93L218 91H215ZM163 93H164V95H162ZM5 94L6 93H4V95ZM160 94H161V96H160ZM173 94H175V95H173ZM189 94H190V96H189ZM200 94H202V95H200ZM213 94H215V93H213ZM198 96H199V98H196V99L193 98V97H198ZM168 97H170V98H168ZM191 97H192V100H191ZM147 98H149V99H147ZM90 100H92V101L93 100L94 101L101 100V104H103V105L106 106V108H107L106 110L108 112L105 110V106H103V105H100L101 107L99 105L94 106L95 105V102L93 101L94 104H91ZM159 103H160V105L162 104V106L159 105L160 107H158V104ZM249 104H247V106L244 107L245 110H246V108H248V106L251 108L252 105L250 104L251 105L250 106ZM155 105H157V106H155ZM234 105H232L230 101L227 103V106H230V107H228L230 110L227 108V111H228L227 114L229 116L226 119H225V117H223L224 113H222V114L220 113L218 115L219 119L218 118L216 119V123H214L215 122L214 119L216 118L215 115H214L215 118L213 120L211 119L213 117H211L210 119L207 118V119L211 120L210 123H205V124H202V126H201V129L204 127V130L205 131H202V133L205 132L204 134H207L209 132L208 129L209 128L210 129L212 128V126L210 125L211 123H213L214 126H215V124H216V126H219V127L224 126V128L227 129V131L230 134V137H231L230 143L231 144L230 143L229 144L231 145V147L229 145V148H227V150H229V149H231V150H230V152H227L226 153L227 156L229 154L230 159H228L227 156L225 157V159H228L227 161H230V162L227 163V161L224 159L223 161L225 163L222 162V165H220L219 163L216 164V166L218 168L216 166H212V167H209V169L211 168L210 171H208L209 169L207 168V170H206L207 172L206 171L205 172L207 174V178L210 176L211 173H215L216 174V177L218 178L221 174L223 175V174H225L226 172L229 171L228 176L229 175L230 176L228 178H230V181L231 182L229 181L226 184H227V186L230 185L229 191H231V193H229V197L228 198H230V197L231 198H230V200L227 199L226 200V203H225L224 201H225L226 198L224 199V201H222V198H224V197H223V195L219 194L218 195L219 197L218 196L217 197L215 196L214 199H212L213 201L210 200V202H209L207 200H204V201L208 202L209 204H207V203L203 204L204 201H202V199H201V201H202L201 203L203 205H206L207 204L206 206H204V207L201 208V211L203 213H201L200 210L198 211V209L195 210V208H196L195 206L196 205L192 206L193 204L190 203V202H189V204H190L189 205L188 202L186 201L187 203L186 204L183 203V208H182V211H183L184 215H182L183 213H181V218L179 217L180 220L179 219H176V217H174L173 214L171 213L172 211H174V209H172V210L167 209L168 210L167 211L168 213L167 212L164 213L165 216H167L166 219L168 218L167 219V227L166 228L164 227L165 228L164 230L166 231V232L164 231L165 232V236L167 234V236H166L167 243L165 241H164V243H166V244H168V246H170L171 253L174 254V255H179V254L182 253L181 247H179L177 245V243L173 242L174 240H176L175 237H177V240H179L180 242L183 241L186 244H188L190 242L189 235H191V233H193L194 231L197 232L198 234L201 233V226H202L203 221H204L201 218H205V217H208V216H211L212 217V215H209L208 214L210 212V210H211L210 214L212 213V214H214V216L217 215L225 207V205L222 206L223 208L221 207V205L223 204V202L227 205L226 208H224L225 210H229V208L231 210L232 207L233 208L236 207L237 204H238L237 206H239V207L241 206V208H244V206L247 208V205H248V208H249V206L252 208V209L250 208L251 211L254 210V211H252L253 213L257 209V208L253 209V207L256 206L257 205V202H258V205H257L258 206V209L256 211L258 213L257 214L258 215L257 218L254 215L256 212L254 214L248 213V212H250L248 210V208L245 209L246 211L245 210L244 211H245V213H247L250 216L251 215L252 216L254 215L255 219H257L259 221H260V219H262L261 222L264 221V215H263L264 214V211H263L264 210V205H262L264 203V197L261 200V197L264 196V191L262 190L261 193L260 192H258L259 194L257 193L258 195H260V194H263V195L258 196L256 194L255 196H257V197L254 198V197H252V196H254V194L253 195L252 194H249L248 195V190H249V192L251 190L249 188V186H250L249 183L248 184H246L245 182L244 183H240V178L239 177L241 175V169H242V166L244 165L245 161L242 162L241 158H239V156L241 154V151H240L241 148L239 149V146H238V149H236L237 146L235 145L236 147L234 146V149H235V151H234L232 146L234 144L239 143V141L237 142L235 130H236V125L242 123L243 121H242V118L240 117V112H239L240 109L238 108V106L236 107V104H234ZM38 106H36V107H38ZM36 107L34 106L33 109H35ZM39 107H41V106H39ZM99 107L102 110L100 112H99V110H100ZM27 108H28V106L25 107L22 110L23 111V114H25V116L23 114L22 115L25 118L24 117L23 118L21 117V112H22L21 111V112H19V113L16 114L18 118L15 115L14 116V119H10L11 121L10 120H6V121L2 122V124L0 123L1 124L0 126L3 125L2 127H4V125L6 124L5 125V128H0V130H1L0 131V139L3 141L1 143H4L5 138H13L15 140V137L18 136L17 134H19L21 132V130L24 131V133L22 131L23 134L26 133L25 135H23V136H25L24 137L25 139L20 135L21 134L20 133L19 134V137L21 136L23 140H20L21 137H20L19 140H18V137H16L17 138L16 139L17 141L15 140L14 142L15 143H20V144H22V143L25 144V147H26L25 150H24L23 147L22 148L21 147L20 148L17 147V148L20 149V153H21L22 150H24V152L22 151L23 152V156L25 157V155H26L28 157V158L27 157L25 158V160H26L25 173L30 176V178L28 179V184H29V186L31 188L37 189V191L34 190V192H36L39 195V196L34 195V196L31 197V204L29 203V205H27L26 207H23L22 208L23 213L21 212V215L19 214V216L17 218V220L18 221H21V224L24 225L25 231L23 230L21 232H18L16 236L19 237L22 240L29 237V245L27 246L28 249L26 251V254H25V256H24L23 261L21 262V264H112V263L114 264L113 261H117V262L120 261L121 264H123V263L124 264H128V262H129V264H131L132 262H133L132 264H136L138 262H139L138 264H144V262H143L144 258L142 259L141 258L142 257L141 255H140L141 257L138 256L139 258L138 257L136 258V257L132 256V254L135 255V253H132L131 252L133 250V248L130 247L131 250L126 251V248L125 247H127L129 249V247H128L129 246V243L128 244L126 243L127 245L126 244H122V246L120 244V246L122 248L119 245H117V246H110V245H108V246L102 247L100 245L101 244L100 241L97 240L98 237L96 235L98 234V231L100 229H107L111 225L113 226L114 224H117L118 223V221L116 220L117 217H119L118 220H120L121 218H123L122 215H121V213L124 216V214L127 213L130 208L134 209V206L137 207V205L139 203L143 202L144 195L142 196V194H141V192L144 194L143 191H139L138 190V192H137V190H136L137 193L135 192L134 194H139L140 193L138 196L136 195L137 197L136 196L133 197V194L131 195L132 191H131V193H129V192L131 190V186H133L134 188H138V184L143 181V177L145 178V176H142V178H140L141 177L140 175H139L140 177L138 175H136L137 172H138V171L136 172V168L134 169L135 171L133 170V173H131L130 172L131 170H130L126 174V169L128 168V166L126 165L127 164L126 163L127 161L125 159H127V158H126V154L124 155L125 156L124 157L125 159L123 158V156H121L123 154V152H122V154H120L121 157L119 156V158H120L122 164L125 166V170L123 169V166H120L119 168H115V167H113V165H108V166L104 167V169L102 167L97 166V168L99 169V170L97 169L98 172H99L98 174L101 175V177L99 178V180L96 181L99 184L97 183V184L93 185L92 183H89L90 185H93L92 186L93 188H90V191H88V193H87V190L84 191V187H85V189H87V188L89 189V186H90L89 184H84L86 182V180H87V175H85V178L83 177L84 174L81 175V178L86 179V180H82L84 183H81V181H80L79 182L80 184H78L77 182L76 183H73L72 181H70L66 177L67 174L68 175H71V174L73 175V171H74L73 170L74 164L72 162H73L74 156H75L74 151H76L75 150L76 147L73 148V146L75 144V140L71 143L72 145L70 144L71 145V148H73L74 151L72 150L71 152H68L69 154L66 155V160H65L66 163H64L63 166H62L63 167L62 169L66 170V174L64 172V174L60 175L58 181L55 183V186H54V189H53V193L51 195L52 198L47 202L46 206L44 207V212L40 215V218L38 220V223L36 225V228H35V230H33L34 233L32 232L31 233L32 235L29 236V233H28L29 232L28 231L29 230V225L31 224L32 220L36 217V215L38 213L37 211L40 208L39 205H40L41 199L43 197V196L41 197L40 195L43 194V190L45 188L44 185H46V183H47V181L49 179V173H47V172L45 173L44 172L43 174H41L40 166L42 165V163H41L40 159H38L34 155V152H32V147H33V145L36 144V141L33 140V139H35V138L38 139V138H42V137H43V139L46 138V137H48V139H51V137H55L57 134H58L57 136L60 135L62 138L59 137L58 139H60V140H58L56 138L55 139L56 141H54V144H57V143L60 144L59 142L61 141V144L59 146L58 145L55 146V148H54L55 149L54 151L56 153L54 152L55 156L53 158L57 159V155L58 154L60 155V153H61L60 147H63V146H61L62 145V142H64L65 139H66L65 141H67V137H66V134L67 133L66 132H69L70 129H71V127H72V130L74 128L73 127L74 126L73 125L74 120L73 119L70 120L71 122L73 121V123H71L70 121L67 122L68 125L67 124L65 125V122L62 121V120H60V122L62 121L61 122L62 124H58V125H57V123L54 124L56 126L55 129L56 130L59 129V130H57L59 132H56L57 134L54 133L55 135L52 134L53 136L52 135H48V136L45 135L44 136V134H47V132H49L50 129L48 131L46 129H44L45 131L41 130V131H43V132H41V131H38L39 129H37V128H39V127L41 128V125L40 124H43V122H45L46 119H47V121L45 122V124H43L45 127H46V125H49L48 126V128H49L50 125L52 126L53 125L52 123H54V122L50 123V121H49L50 119L47 118L45 115H44L45 116V118H44V116H42L43 114H36V115L30 116L29 114H32V112L30 113L31 106L29 107L30 110H27L28 113H27V111H24ZM89 108L91 109V111H88V110H90ZM97 109H98V111H97ZM128 109L131 110L133 113L130 112ZM76 110L77 109L75 107L73 109V111L76 112ZM237 110H239V111H237ZM248 110H249V108L246 111H248ZM95 111H97V112H95ZM160 111H162V113H160ZM97 113H99V114H97ZM18 115H20V116H18ZM106 115H108V116H106ZM120 115H122V114H120ZM125 115H122V117L125 118L126 117ZM131 115L133 117H130ZM116 116L118 117L117 119L122 118L121 116L119 118V115H117V114L114 117L116 118ZM168 116L169 117L172 116L171 119ZM88 117H89V119H88ZM138 117H140V120H139ZM155 117H156V120H155ZM157 117H158V119H157ZM220 117H222V119H220ZM134 118H136V120ZM236 118H238L240 121L238 119H236ZM84 119H85V122H84ZM160 119H163V120H160ZM19 120L21 122L23 121L22 123L20 122V125L21 126L18 123ZM121 120H123V118ZM209 120H207V122ZM127 121H129V122H127ZM154 121H156V122H154ZM221 121H222V123L224 125L222 123L220 124ZM225 121L226 122L228 121L227 122L228 123V127H225V125H226L224 123ZM37 122H38V124H37ZM57 122H58V120H57ZM89 122H91V123H89ZM130 122H131V124H130ZM204 122H206V120ZM32 123L33 124L35 123V125H32ZM70 123L73 126H71ZM86 123H87V127L88 128L85 127L86 126ZM8 124L13 129L11 127H7ZM24 124H27L26 127L24 126ZM258 124H259L258 127H260V129H258L256 125H255L256 127L255 126L254 127L257 129V131L259 133L261 130H263L262 128L264 127V121L261 122V124L260 123H258ZM54 125L52 127H50V128L54 129ZM128 125H130V126H128ZM66 126H67V130H66ZM8 128H10V129H8ZM15 128L16 129L17 128H21V129H19L20 132L18 131V129L16 130ZM35 128H36L37 131L35 130ZM68 128H70L69 131H68ZM175 128H177V129L175 130ZM4 129H5L6 132H7V129H8L9 132H7V133L6 132H2V130H4ZM14 129H15L16 132H14ZM52 129L50 130V133H52V131H54ZM64 129H65V132H63ZM139 129H141V130H139ZM142 129H145V132L147 133V134H145L146 136H144V138L142 137L138 141V143H136L137 145L134 146L135 148L132 147V148L128 149V146L132 143V141H133L132 139H133L134 136H135V139L134 140H136V141L138 140L137 139L138 138L137 136H139L140 132H142ZM252 129L254 130V128H251V130ZM28 130H29V134H28ZM169 130H170V132L171 131L172 132L170 133ZM34 132L35 133L38 132V133L35 134ZM110 132H112V133L115 132L119 136L112 137L114 135V133L111 134ZM121 132H123V133H121ZM1 133L6 134V135H4L5 138L3 137V134H1ZM50 133H48V134H50ZM59 133H61V134H59ZM107 133H109V134H107ZM172 133H175L174 134L175 138H173V136H171ZM26 135H28V136L26 137ZM29 135H30V137H29ZM216 135L217 136H215L214 138H212V139L210 138L212 142H209V144L212 147H214V149L216 150V152H218L221 149L223 142L221 140V137L222 136L220 134H216ZM108 137H110V138H108ZM46 139H45V141H48ZM61 139H63V141ZM200 141H201V139L195 140V143L196 142L198 143ZM29 142L31 143V145H30ZM34 142H35V144H34ZM100 144H99V147L98 148H101L102 147V146H100ZM238 145H240V144H238ZM27 148H29V149H27ZM0 149L3 151L4 148H1L0 147ZM78 149L79 148H77V150ZM26 150H27L28 155L25 154L26 153ZM232 150H233V153H231ZM249 150L250 149L247 148V152ZM16 152H17V149H16ZM169 153L166 152V155L163 156L161 159H163L164 161L170 160L171 159V155ZM107 154H108V152H107ZM156 156H158V155H156ZM234 156H236V157H234ZM112 157L115 158L116 156H112ZM113 158L110 159V162H113ZM155 159H156V162H157V158H155ZM17 161H18V159H17ZM156 162L154 164H156ZM241 162H242V165H241ZM228 164H229V166H228ZM141 165H143L142 168H141ZM235 165H236V167H235ZM131 166L133 167L132 164H131ZM107 167L108 168H111V169L109 170V169H107ZM226 167H227V169H226ZM100 168H102L103 170H105V168H106V171H103ZM223 168H224V170L226 172L224 170L223 171L220 170V169H223ZM228 168H229V170H228ZM218 169H219V171H217ZM220 171H222V173ZM235 171H236L237 179L235 178L236 176L234 175ZM206 174L204 173V175H206ZM218 174H220V175H218ZM107 176H110V178L111 177L112 178L111 179L109 178L110 180H108L106 178ZM205 177L206 176H201V179L204 178L203 180H205ZM216 177H214V178H216ZM221 177H222V180H224L223 179L224 177L223 176H221ZM116 178H118V179L116 180ZM233 178L236 181V182L234 181V183L232 182V179ZM218 179L220 180V183H222L221 182L222 180L220 178H218ZM115 180H116V182H115ZM227 180H229V179H227ZM88 182L89 181L87 180V183ZM101 182H102V184L106 182L109 185H107V184L104 185L103 184L104 186H102ZM160 182L162 184H165L166 183V179L165 178H162L160 180ZM223 182H225V181H223ZM43 183H44V185H43ZM116 183H118V184H116ZM231 184H235V186L234 185H231ZM238 184H241L242 185L241 186V189L239 188L240 185L238 186ZM219 185H218V187H220L219 189H222L224 186H226V185L223 186L221 184H219ZM78 186H79V188H78ZM120 186H121V188H120ZM122 186L125 187V188H123ZM231 186L234 187V188H232ZM157 187L158 186H156L155 189H157ZM245 187L247 189H245ZM108 188L110 190H108ZM122 188H123V190H126L127 189L126 191H128L129 194L122 193V192H126V191H120V190H122ZM231 188H232V190H231ZM235 188L236 189L238 188V189L236 190ZM40 189H42V190H40ZM102 189L103 190H106V192L103 191ZM233 189H235V190H233ZM91 191H92V194H91ZM100 191H101V193H100ZM235 191H237V192L235 193ZM239 191H241L240 193H243V194H241L242 197L239 196V194H240ZM246 191H247V193H246V195H244V192H246ZM40 192H41V194H40ZM84 192H86V193L84 194ZM234 193L235 194H238V195H234ZM106 194H108V195H106ZM127 195H129V196H127ZM243 195H244V197H246L248 199L243 200V203H242L241 198L242 199L244 198ZM40 197H41V199H40ZM135 197L137 198V200H133V199H136ZM249 197H250V200H249ZM113 198H116V199H113ZM220 198H221V200H220ZM233 198L236 199V201L233 200ZM239 199L241 200V202H240ZM253 199H254V201H255V199L256 200L259 199L257 202L255 201L256 202V205H253V202L254 201L251 202ZM123 200L125 201V203H123V206H122V202H124ZM237 201L240 202V203H236ZM245 201H246V203H245ZM262 201H263V203H262ZM116 202H118V203L116 204ZM128 203H130V208L128 207L129 206ZM201 203L199 202L198 203L199 205L197 204L198 205L197 207H199V206L201 207V205H202ZM244 203H245V205H244ZM250 203H252V204H250ZM259 204H261L262 206L259 205ZM242 205H243V207H242ZM190 207H192V209H190ZM215 207H216V210H217V208L218 209L220 208L219 211L217 210V211L213 212L212 210L213 209L215 210ZM262 207H263V209L260 210V208H262ZM134 210H131V213L132 214H133V211ZM207 210H208V212H207ZM259 210L263 213L262 216H260L261 213L258 212ZM186 211H187L188 214L186 213ZM197 211L200 212L199 215H198V212ZM189 212L192 215H190ZM215 213H217V214H215ZM204 214L206 216H204ZM147 216H145L144 218L147 219ZM186 216H187V218H186ZM184 217H185V220H184ZM258 217H261V218H258ZM173 218H175L174 220H179V222H181V220L183 221V223H181V224H179V222L176 221L180 225V228L181 229L178 228L179 225L178 224H177L178 226L176 225V222L173 220ZM192 218H195V219H192ZM198 218H199V221L200 222L197 221ZM189 219H191V220L189 221ZM193 221L194 222H197V224L194 225L193 224ZM187 222H189V223H187ZM198 222H199V224H198ZM168 223H170V224H168ZM253 223H254V221H253ZM260 223L259 222H256L255 224L261 225V226L263 225L264 226L263 223L262 224H260ZM174 228L176 230H179L180 232L179 231H176ZM185 229H187L188 231L187 230L185 231ZM192 230H193V232H192ZM89 235H90V238H89ZM156 235H158V233L157 234H154V236H153V234L149 233V241L147 243V245L149 247L152 246L156 242V240H160L162 238L161 237L162 234H159L158 235V238L160 237L159 239H157V236ZM171 239H172V241H171ZM171 244L173 246H171ZM123 245H125V247ZM19 246H21V244ZM19 246L16 247V250L13 252V258L14 257L16 258L15 255H17V253H18V249L21 248V247L19 248ZM115 247L117 248L116 251H115ZM124 249H125V251H124ZM134 249H136V248H134ZM110 251H113L112 255H110V253H109ZM135 251H140L139 252L140 254L142 252V250H140L138 248L136 250H134V252ZM127 252L128 253L131 252V254L129 253L130 256H129V254ZM196 254L194 255L195 256V262H191L190 264H195V263L196 264H212L210 262V260L204 255L206 253H204V252H202V253L198 252V254L201 257H199L198 254L196 256ZM135 256H137V255H135ZM114 257L115 258H118L119 257L120 259L116 260ZM129 259H131V261ZM10 262H11V260H10ZM117 262H115V263L116 264H120V262L119 263H117ZM11 264H12V262H11ZM237 264H248V263L245 260L240 259V260L237 261Z\"/></svg>",
  "mask_w": 264,
  "mask_h": 264
},
{
  "label": "crops",
  "instance_id": "crops-1",
  "mask_svg": "<svg viewBox=\"0 0 264 264\" xmlns=\"http://www.w3.org/2000/svg\"><path fill=\"white\" fill-rule=\"evenodd\" d=\"M32 49L34 50V51H39L38 50V47H36V46H32ZM36 51V52H37ZM136 62V61H135ZM135 62H133L132 63V65H135ZM130 65V64H129ZM169 65L171 66V69L173 70V64L171 63V62H169ZM28 66L30 67V68H32L33 70H37V71H40L41 70V65H40V62H39V60L36 58V57H30L29 59H28ZM128 66V65H127ZM130 68H132V66L130 67ZM40 69V70H39ZM127 69V68H126ZM126 69H123V74H126V72L128 71V70H126ZM130 70V69H129ZM131 73V72H130ZM175 74V73H174ZM188 74H190L189 73V70H188ZM174 83V82H173ZM67 101V100H66ZM181 122H182V120H181V116L179 117V119L177 120V122H176V125H177V128H178V126L181 124ZM177 128H175V130L177 129ZM100 136H102L103 137V134H101V135H99L98 137H100ZM215 136H217V135H214L212 138H214ZM211 138V139H212ZM135 139V136L133 137V139L132 140H134ZM211 139H210V142H212L211 141ZM128 141H129V137H126L125 136V140H124V145L125 146H127V144H128ZM163 147V146H162ZM166 152H168L169 153V151H168V149H166V148H155V150L153 151V157L152 158H149V159H145V164H144V167H146V164L147 165H154V163L156 162V155H159L160 156V158L161 157H163V156H165L166 155ZM130 159H131V163H132V165H133V167L134 168H138L139 166H138V164H137V161H138V159H139V157L137 156V154H136V151L135 150H133L131 153H130ZM118 178H116V180H117Z\"/></svg>",
  "mask_w": 264,
  "mask_h": 264
},
{
  "label": "built area",
  "instance_id": "built-area-1",
  "mask_svg": "<svg viewBox=\"0 0 264 264\" xmlns=\"http://www.w3.org/2000/svg\"><path fill=\"white\" fill-rule=\"evenodd\" d=\"M44 172L49 173V179H48L46 186L43 190V197H42V199H44L43 206L45 207L47 202L51 199V195L53 193L55 183L58 181L60 175L64 174V172L66 174V170L62 169L60 165L58 166L57 162H49L41 169V174H43ZM66 177L70 181H72L71 175L67 174ZM19 252H18V254H19Z\"/></svg>",
  "mask_w": 264,
  "mask_h": 264
}]
</instances>
